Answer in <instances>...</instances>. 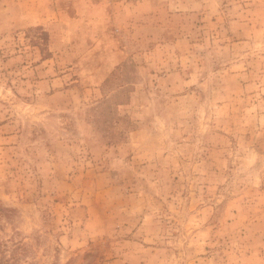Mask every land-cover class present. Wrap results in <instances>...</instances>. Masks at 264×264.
<instances>
[{
    "label": "rangeland",
    "instance_id": "rangeland-1",
    "mask_svg": "<svg viewBox=\"0 0 264 264\" xmlns=\"http://www.w3.org/2000/svg\"><path fill=\"white\" fill-rule=\"evenodd\" d=\"M0 264H264V0H0Z\"/></svg>",
    "mask_w": 264,
    "mask_h": 264
}]
</instances>
